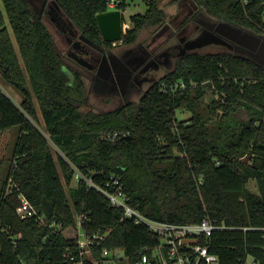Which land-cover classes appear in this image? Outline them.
Segmentation results:
<instances>
[{
  "label": "trees",
  "instance_id": "trees-1",
  "mask_svg": "<svg viewBox=\"0 0 264 264\" xmlns=\"http://www.w3.org/2000/svg\"><path fill=\"white\" fill-rule=\"evenodd\" d=\"M2 1L0 73L23 100L16 104L0 86V132L19 126L0 184V264H73L67 253L79 257L80 216L87 234L107 233L93 250L97 263L84 264H105L103 248L123 249L129 264L143 252L149 264H174L159 236L122 218L123 210L85 180L76 182L71 164L111 191L119 180L129 203L149 218L185 224L211 217L225 224L229 228L197 240L222 264H244L248 257L264 264V68L232 51L192 52L138 102L105 112L82 110L85 83L65 68L30 0ZM55 1L94 40L101 38L97 14L110 10L111 1L123 14L130 6L127 0ZM161 1L146 0L145 13L130 16L126 44L135 43L144 28L165 23ZM192 1L212 17L264 34V0ZM178 109L192 115L179 120ZM39 116L44 131L33 122ZM108 132L121 135L112 141L102 137ZM53 145L62 152L57 158ZM252 180L257 191L249 188ZM21 196L46 223L19 216Z\"/></svg>",
  "mask_w": 264,
  "mask_h": 264
},
{
  "label": "flooded vegetation",
  "instance_id": "flooded-vegetation-1",
  "mask_svg": "<svg viewBox=\"0 0 264 264\" xmlns=\"http://www.w3.org/2000/svg\"><path fill=\"white\" fill-rule=\"evenodd\" d=\"M38 2L41 5L38 16L54 23L56 32L65 42L67 56L73 63H64L65 68L71 73H78L85 83L87 103L90 102L89 96L93 95L96 99L106 98L124 104L131 96L154 83L160 70L171 68L173 60L198 49L190 48L194 40H210L208 33L221 36L216 28L222 20L215 17L202 19L190 10L186 16L188 22L184 20L183 27L177 26L178 29L172 27L167 15L165 23L157 27L158 31L164 28V40L156 36L152 42L145 39L125 44L123 36L126 29L120 40H105L101 31V38L94 40L78 28L55 0ZM111 9H115V6ZM122 18L124 21V16ZM219 28L224 30L223 27Z\"/></svg>",
  "mask_w": 264,
  "mask_h": 264
},
{
  "label": "built area",
  "instance_id": "built-area-1",
  "mask_svg": "<svg viewBox=\"0 0 264 264\" xmlns=\"http://www.w3.org/2000/svg\"><path fill=\"white\" fill-rule=\"evenodd\" d=\"M115 6L114 1H111L110 7ZM179 85L172 86V90H176ZM184 84H181L183 88ZM163 90L166 91V86L164 85ZM119 132H108L103 133L102 137L115 141L120 137ZM74 171L75 181L80 179L85 180V182L90 186L94 187L101 193H103L111 206L120 208L123 210L122 218L128 219L134 222L136 225L146 226L151 232L159 236L163 244L169 247V257L174 262V264H222L218 255L211 253L207 246H203L197 242L199 236L201 235H211L217 229L229 228L225 224H219L217 219L211 217H204L199 223H185L177 224L167 221H159L147 217L140 212L137 208L133 207L129 203L128 196L124 191V188L119 180L114 182L115 189L109 190L100 185H97L93 178L84 176L79 168L71 164ZM109 186V184H108ZM22 205L19 209V214L21 218H35L39 223H46V219L43 215H38V211L33 207V205L25 198L21 196ZM78 240L77 245L79 248V257H74L71 253H67V257L73 260V264H84L86 259L92 260L97 263L93 257V250L101 244V242L107 236L105 234H92L89 235L82 230L81 219L83 216L78 217ZM50 227H55L56 222L49 224ZM57 228V227H56ZM58 229V228H57ZM118 251H123V249H108L103 248L102 255L104 256L105 264H112L114 261L124 260L123 256L117 254ZM125 254V253H124ZM126 257V256H125ZM151 262V257L148 253L143 252L139 261L136 264H149ZM244 264H255L253 260L249 263L248 259L245 260Z\"/></svg>",
  "mask_w": 264,
  "mask_h": 264
},
{
  "label": "rangeland",
  "instance_id": "rangeland-1",
  "mask_svg": "<svg viewBox=\"0 0 264 264\" xmlns=\"http://www.w3.org/2000/svg\"><path fill=\"white\" fill-rule=\"evenodd\" d=\"M127 1L130 4V6L128 7V9L123 14V16H124L123 24L126 26L125 32H127V30L131 27L130 16L132 14H136V13H145V11L147 10L146 0H127ZM30 2L32 4L33 11L36 13V15H38L39 10H40V6H41L40 2H38V1L35 2L32 0H30ZM0 5L3 7V1L2 0H0ZM160 6L167 12L168 19H169V21H171L172 27L174 26V28H176V29H178L177 26L183 27V21L184 20H186L185 22H188V19L186 18V16L190 12V10L192 12H194V15H196L202 19L213 18L211 15H208L203 10V8L197 6V4L194 3L192 0H162L160 2ZM43 22L46 24L47 28L50 30V32L52 33V35L54 37L57 51L61 55L63 63L73 65L72 61L67 56V49H66L65 42L61 38V36L56 32V27L54 26V23H52L46 19H44ZM165 28H168V27H165ZM162 30H164V28H161L158 31L157 27H155V26L146 27L140 32L137 40L142 41V40L147 39L149 42H152L156 36H157V38L163 39L165 37V34H163ZM262 35H264V34H262ZM158 36H160V37H158ZM123 43H125L124 40H123ZM223 51H231V50L222 46L221 44H210V45L204 46L202 48L195 49L192 52L216 53V52H223ZM178 60L177 59L173 60L174 64L171 68L160 70V72L157 75V79L163 77L167 72L173 70L176 67V64H177L176 62H178ZM150 85L151 84L147 85L144 88L145 90L141 91L140 93L131 96V98L128 99V102H138L141 95L149 88ZM0 86L13 99V101H15L16 104L21 105V101L23 100V95L13 85L6 83L4 78L2 77L1 73H0ZM211 96H212L211 92L208 93L207 98L202 103V108H204V109H202V113L204 114V116L206 114H208V108H206V106H207L208 102L210 101L209 99L211 98ZM89 100H90V102H88L84 107H82V110L92 109V110L97 111V112L98 111L99 112H105V111L113 110V109L119 107L120 105H122L119 102L113 101L111 99H106V98L96 99L93 95L89 96ZM220 114H221V112H220ZM191 115H192V113L190 111L181 110V109L177 110V118L179 120L189 118ZM236 117L239 118L238 116H236ZM214 118H215V116H214ZM227 120H229V119H226V121ZM33 122L39 129L44 131L43 130V119L41 116H39V119L37 121L33 119ZM213 123H215V122H213V119H212L209 122V124H211V126H213ZM219 131L222 132L223 130L219 128ZM18 135H19V126H14V127H11L5 131L0 132V184H2L5 181V179L7 178L8 171H9L10 164H11V157H12L13 149H14L15 143L17 141ZM225 135H227V134H225ZM52 148H53L54 156L56 158L58 155H61L62 152L55 145H53ZM249 188L252 191H257V184H256L255 180H252L250 182ZM19 216H20V214H19ZM77 220L79 221V218ZM117 254H119L120 256H123L124 260L114 261V263H112V264H129V261L125 257V254L123 251H118ZM248 261H249V263H251L253 261V259L251 257H248Z\"/></svg>",
  "mask_w": 264,
  "mask_h": 264
},
{
  "label": "water",
  "instance_id": "water-1",
  "mask_svg": "<svg viewBox=\"0 0 264 264\" xmlns=\"http://www.w3.org/2000/svg\"><path fill=\"white\" fill-rule=\"evenodd\" d=\"M41 1V0H32ZM123 13L120 9H111L97 14L96 19L105 40H120L126 26L123 24ZM219 27H223L221 30ZM213 29V27H210ZM221 32V36L208 33L210 40L200 42L199 38L192 42L190 48H202L211 43L227 46L236 54L249 57L251 60L264 68V35L257 34L254 31L234 25L227 21H221L216 28ZM223 35V36H222Z\"/></svg>",
  "mask_w": 264,
  "mask_h": 264
}]
</instances>
